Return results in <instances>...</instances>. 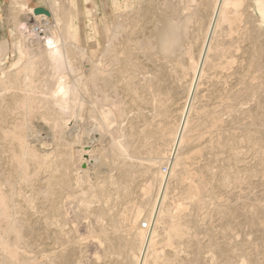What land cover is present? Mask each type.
Wrapping results in <instances>:
<instances>
[{"label": "bare ground", "instance_id": "obj_1", "mask_svg": "<svg viewBox=\"0 0 264 264\" xmlns=\"http://www.w3.org/2000/svg\"><path fill=\"white\" fill-rule=\"evenodd\" d=\"M47 1L49 15L36 14L27 0L14 1L23 58L7 75L0 71V91L10 90L0 93V264L27 263L33 255L17 248L28 250L35 240L43 245L50 233L61 244L49 253L37 250L47 253L46 264H78L76 231L70 237L60 217L62 199L79 192L87 210L91 198L102 204L93 208L90 230L103 246L98 264H199L205 257L211 264H264V0H162L158 7L150 0L129 7L124 0L102 51L110 71L92 63L77 41L62 37L70 1ZM114 5L120 8L118 0ZM42 19L53 22L43 36L25 32ZM5 45L0 42V53ZM137 50L150 67L136 59ZM236 62L239 69L229 72ZM64 71L72 75L67 106L51 91ZM233 74L236 83L225 87ZM119 81L130 98L109 99L105 91L118 95ZM248 100L253 102L245 107ZM115 115L127 126L114 128ZM84 118L93 119L89 130L97 139H81L88 132L87 120L78 128ZM91 161L93 169L85 170ZM101 167L111 172L104 175ZM140 174L146 178L135 210L116 214L104 207L113 195L109 188L124 201ZM143 219L149 228L141 227ZM201 220L210 225L205 245ZM180 242L193 247L189 262L173 246Z\"/></svg>", "mask_w": 264, "mask_h": 264}, {"label": "rangeland", "instance_id": "obj_2", "mask_svg": "<svg viewBox=\"0 0 264 264\" xmlns=\"http://www.w3.org/2000/svg\"><path fill=\"white\" fill-rule=\"evenodd\" d=\"M14 1H16V0H0V42H4L6 45H5V48H4V53L2 52V53H0V71H2V70H4V73L6 72V74L5 75H7L8 73H10V72H12L13 71V68L11 67V64L13 63V62H17L18 64H20L21 62H22V54H21V51H20V42H21V40H20V34H19V31H17L18 29V24H19V22L16 20L15 21V19H17V18H15L13 15V4H14ZM28 1V5H30V6H33V7H46L47 6V4H48V1L47 0H27ZM65 0H62L61 2H60V0H59V3L60 4H64V5H66L67 4V2H64ZM67 1V0H66ZM68 1H70V0H68ZM74 3H76V4H78V10L77 11H72L71 13H70V15H69V17H68V19H67V21L69 22V26L68 25H66L65 24V22H62V27L64 28V26H66L67 28H62L61 26V28L60 29H63V31H61V33L63 32V35H62V37L64 38V39H66V40H74V41H77L78 42V44L85 50V52H86V56L88 57V58H90V60H92L91 62L92 63H96L98 66L99 65H101L102 67H105V68H107V70L108 71H110V68H111V66H110V64L106 61L107 59H106V57H104V56H102V51H103V49H104V47H105V44H106V39H107V36L110 34V30L112 29V27H113V21H115L116 20V18L118 17L117 15H119V13H121V11H122V13L121 14H123V11H124V0H118V2H119V5H120V8H116L115 7V5H114V1L115 0H72ZM161 1L162 0H150L149 2L150 3H152L153 4V6L154 7H158L159 6V4L161 3ZM62 2H64V3H62ZM248 3H249V0L247 1ZM71 3V2H70ZM128 6L130 7V6H133V5H136V1L135 0H129L128 1ZM12 6V7H11ZM191 8H193V6H190ZM71 8V7H70ZM124 13H126V11L124 12ZM120 14V15H121ZM25 18H28V17H30V15L29 14H27V13H25L24 15H23ZM117 16V17H116ZM116 17V18H115ZM32 21V20H31ZM30 21V22H31ZM50 21V25H53V22H52V20H49ZM16 22V23H15ZM15 24H16V26H15ZM242 24H244L243 22H242ZM64 25V26H63ZM245 26H249V24H244ZM17 27V28H16ZM67 29V30H66ZM70 29V30H69ZM106 30V31H105ZM87 32V33H86ZM108 34H107V33ZM89 33V34H88ZM106 33V34H105ZM233 33H235V34H237L236 33V31H234ZM88 34V35H87ZM234 34V35H235ZM232 36H233V34H232ZM2 40V41H1ZM7 41V43H6V41ZM88 41V42H87ZM82 42V43H81ZM84 43V44H83ZM88 44V45H87ZM235 44H236V42H235ZM82 45H84V46H82ZM86 46V47H85ZM7 49V50H6ZM137 53V55L135 56L136 57V59L139 61V62H141L142 64L144 63V65H145V67H147L148 68V66L149 65H147L146 66V63H149V62H146L145 63V61H147L145 58H147V57H143L144 55H143V52L141 51V50H137L136 51ZM138 53L140 54V55H138ZM99 55H100V57H99ZM141 56V57H140ZM98 57H99V60H98ZM145 59H143V58ZM95 60H97V61H95ZM95 61V62H94ZM100 62V63H99ZM105 63V64H103V63ZM107 62V63H106ZM83 63H84V65H83ZM103 64V65H102ZM109 64V65H108ZM238 64V62H236L232 67H230V69L228 70L229 72L231 71V73H232V71L233 70H235V71H237L239 68H237L238 66H239V64ZM87 65V66H86ZM109 67H108V66ZM81 66H82V71L83 72H85L86 73V71H88L89 70V63H88V59H85V60H83L82 61V64H81ZM86 66V67H85ZM237 66V67H236ZM150 67V66H149ZM237 69V70H236ZM10 71V72H9ZM235 71H233V73H235ZM1 73V72H0ZM47 73V72H46ZM257 73L258 72H256L255 74L257 75ZM71 76L72 75H70V74H68V73H66L65 71L64 72H62L57 78H56V80L54 81V83H53V86H52V88H51V91H52V93H53V95L58 99V101L63 105V106H67L68 104H69V102H68V98L70 97V82H71ZM74 76V75H73ZM235 77V78H234ZM234 78V79H233ZM140 79V78H139ZM235 79H236V76L233 74V76L231 75L230 77H228V79H226V82H227V80H228V83H225L224 84V86L226 87V85H227V88L229 87V85H230V83L231 82H235ZM140 82L141 83H143V80L141 79L140 80ZM236 83V82H235ZM232 84V83H231ZM121 85H122V83H121V81H119L118 83H117V88H116V91L114 92V95H115V93L116 94H118V95H115V96H113V91H112V93H110L111 92V89H107L105 92L106 93H104V94H107L108 96H110V97H108L109 99H116L117 98V96H119V97H122L123 95H125L124 93H123V91H122V89H121ZM120 86V87H119ZM61 88H62V90H61ZM142 89V88H141ZM109 90V91H108ZM7 92L6 93H4L5 91H0V93L2 94V95H7L9 92H10V90H6ZM141 91V90H140ZM108 93H110V95L108 94ZM95 96V95H94ZM113 98H112V97ZM100 97V96H99ZM98 97V98H99ZM123 97H126L125 98V100L126 99H128V98H130V97H128L127 95H125V96H123ZM122 97V98H123ZM245 101H247V100H245ZM244 101V102H245ZM107 102V101H106ZM250 102V100H248V104H247V102H245L244 104H245V107H248L252 102H253V100H252V102L251 103H249ZM104 107V106H103ZM107 107V106H106ZM105 108V107H104ZM261 113V112H260ZM117 115H115V122H114V124H113V127L114 126H119V124H121V127H126L127 126V122H128V120L126 119L125 121L120 117V119L121 120H118L119 118H118V116L116 117ZM132 116H133V118H132ZM135 115L134 114H132V113H130V118H132V119H135V117H134ZM117 118V119H116ZM224 118H226L225 116H224ZM85 119V120H84ZM83 120H84V122H83V120H82V124L81 123H79L80 124V126H78V128L79 129H81V127H82V125L84 124V123H86L85 121L87 120V122H88V124L86 123V125H83L84 126V128H86V129H88V132H87V134H85V135H83V137L81 138L82 140H83V138L84 139H86L87 141H89L90 139H92V138H94L95 137V139H97L98 138V134L96 133V132H94V129H92V131L91 130H89V128L91 129V128H93V125L91 124L92 123V121H93V119L92 118H84ZM89 120H92V121H90L89 122ZM119 122V123H117V121ZM123 120V121H122ZM127 121V122H126ZM123 122V123H122ZM89 127H88V126ZM122 125H124V126H122ZM92 126V127H91ZM116 126V127H117ZM88 127V128H87ZM116 127H114V128H116ZM259 127L261 128V125L259 124ZM89 131H90V133H89ZM123 131V132H122ZM121 134H124L125 133V131L124 130H122L121 129ZM90 134V136H88L89 134ZM85 137H89L88 139L87 138H85ZM92 137V138H91ZM101 145H105V143H103V144H101ZM98 147V146H97ZM245 152H247L245 155H244V158H245V160L246 161H248V160H251V155H252V152L250 151V150H248V149H245L244 150ZM264 154V152H262L261 153V155H263ZM207 157H209L210 156V154L209 153H207V155H206ZM262 163L264 164V161H262ZM105 168V169H104ZM109 170H108V169ZM101 167L100 169L102 170H99L100 172H102V173H104V175H106V173H108L109 171L111 172V169H110V167ZM84 169L85 170H87V171H91L92 169H93V163H92V161L91 162H89L88 164H86V166L84 167ZM162 169H163V166H162ZM215 169V168H214ZM105 170H106V172H105ZM113 170V169H112ZM104 171V172H103ZM116 171V169L114 168V170H113V172L112 173H110V174H112V175H115L116 173H117V171ZM100 172H99V174H98V176H99V179H101L100 177H101V175L102 176H104L102 173L100 174ZM115 173V174H114ZM139 175V174H138ZM137 175V176H138ZM141 176H138V177H136V178H138L136 181H135V186H134V188H133V190H132V192H131V195L129 196L128 195V197L127 198H125L124 199V201H123V199L122 200H120V199H118V197L116 198V199H114V197H116L114 194H115V192H114V190H113V188H109V192L111 193V194H113V195H110L111 196V198H109V200H108V202H105V206L104 207H107L108 205V208L110 209V212L111 213H116V214H118V211H119V213L121 212V213H124L125 212V210H126V213L128 214V212L130 213V212H132L133 210H135L136 208H137V206H138V204H140V200L139 199H141V198H139V195L141 194V188L143 187V185L145 184V181H143V178L145 179L146 178V176L144 175V177H143V175L142 174H140ZM244 176V175H243ZM91 177V180H94L95 181V179H94V177H93V179H92V176H90ZM257 178H260V179H262L263 180V178L262 177H260V176H258ZM98 179V178H97ZM139 179H140V181H139ZM136 185H138L137 187H136ZM142 185V186H141ZM136 187V188H135ZM261 187H263V186H261ZM179 190V188H176V191H178ZM113 191V192H112ZM140 191V192H139ZM108 192V193H109ZM109 193V194H110ZM73 195H67L66 197H64L63 199H62V201H63V203L61 204V205H63V207H62V213H63V215H65L66 214V212H68L67 213V215H65V217L64 216H62V213H61V217H60V223L61 224H63L64 222L66 223L67 222V224H63L62 226H64V229L68 232L69 231V229L71 230V231H69L68 233H69V236L70 237H75V235H74V232L76 231V240L74 239V241H76V243H78L77 244V246L79 245V243H80V245L78 246V248H80V252H81V254H80V256H79V258L80 259H77L78 261H79V263L78 264H98V262L96 263V261L98 260V261H100L101 260V258H102V255H101V253H102V247L103 246H101L99 243V238H95L94 239V237H95V233H94V231H93V233L91 232L92 230H94L93 228H95V227H93V224H95L93 221H91V220H94L95 218V215L93 216V214H95L94 212H93V208H94V206L95 205H99V207L102 205L101 204V202H97V204H96V198L94 199V198H91V200L93 201V205L91 204H89L90 202H88L87 204L88 205H90V207L91 206H93V207H89V209L87 210V208L86 207H84V203H82V198L83 197H85L86 195H84L83 197L81 196V193L79 192V193H77V194H74V196L73 197H76L75 198V200L77 201H75L74 200V198L72 197ZM82 197V198H80V197ZM68 197H70L69 199H68ZM71 198H73V200L71 199ZM79 198V200H80V204L78 203V199ZM120 198V197H119ZM72 200V203L70 202L71 200ZM127 199V200H126ZM67 200V201H66ZM112 200V201H111ZM118 200V201H117ZM120 201H123V202H120ZM139 201V202H138ZM120 202V203H119ZM70 203V204H69ZM113 203V204H112ZM67 204V205H66ZM83 205V207L84 208H82V205L81 206H77V205ZM111 204V205H110ZM114 205H115V207H114ZM75 206V207H74ZM113 206V207H112ZM78 207V208H77ZM68 208H69V210H68ZM76 208V209H75ZM82 208V209H81ZM114 208V209H113ZM63 209L65 210L64 212H63ZM82 210V212H81V214L83 213V215L85 216V210L88 212V213H90L91 211H90V209L92 210V214L91 215H88V213H87V215L84 217L83 215H81V214H79V212ZM116 209V210H115ZM72 210V211H71ZM84 210V211H83ZM115 212H114V211ZM132 210V211H131ZM188 212L189 211H191V209L188 207ZM71 211V212H70ZM79 211V212H78ZM90 211V212H89ZM194 211V210H193ZM192 211V212H193ZM73 212H74V214H73ZM40 212H37L35 215L37 216L36 217V219L38 220V222H37V220H36V228H38V230L39 229H41V226H42V221H43V219H42V221L40 220L41 219V217H43L42 216V214L40 213ZM71 213V214H70ZM194 213V212H193ZM204 215V213H202V215H201V217ZM69 216V217H68ZM74 216L76 217L75 219H74ZM78 216V217H77ZM81 216V217H80ZM82 216H83V218H82ZM92 216V217H91ZM64 217V218H63ZM73 217V218H72ZM88 217V218H87ZM200 217V218H201ZM63 218V219H62ZM68 218H70V219H68ZM80 218V219H79ZM56 219H58V217L56 218ZM208 219H209V217H208ZM67 220V221H66ZM81 220V221H80ZM85 220V221H84ZM90 220V221H89ZM144 220V219H143ZM78 221V222H77ZM101 221H104V223L105 222H107L106 221V219H103V220H101ZM201 221H203V220H201ZM41 222V223H40ZM63 222V223H62ZM69 222H70V224H69ZM89 222H91V223H89ZM206 220L205 221H203V222H201L202 223V226H203V228L200 230V233H199V237L201 238V240H202V244L203 245H205L206 244V242H207V235H206V232H204L205 230H206V228H208L209 226H208V224H206ZM214 222V223H213ZM88 223H89V225H88ZM40 224V225H39ZM90 224H91V227H90ZM211 225H212V227H213V230H214V232L215 233H219V225H218V220L215 218V217H213L212 218V222L210 223ZM74 225V226H73ZM40 226V227H39ZM73 226V227H72ZM87 226L89 227V229H87ZM96 226V225H95ZM67 227H69V229L67 230L66 228ZM92 228V229H91ZM75 230V231H74ZM91 232H89V231ZM203 230V231H202ZM40 231V230H39ZM38 231V232H39ZM43 231V229H41V231L40 232H42ZM74 231V232H73ZM72 232H73V234H72ZM88 233V234H87ZM93 234H95V235H93ZM71 235H74V236H71ZM78 235H79V237H81V238H79L78 237ZM92 235V236H91ZM201 235V236H200ZM204 235V236H203ZM49 236H50V238H49ZM52 235H51V233H50V235H48V238H46L45 239V242H44V244L43 245H41L40 243H41V241L40 240H35V243L37 244V245H41V246H38L37 248H36V244L34 243V246H32L31 245V247L30 246H27L28 248V250H32V249H34V247L36 248V249H34L33 251H32V253H26V252H29L28 250H26L25 248H26V246H22L23 248H22V250H21V247H19V249L20 250H18V248H17V251L20 253V252H22V254H23V252L24 251H26L25 252V254L26 255H30V256H32V261L29 259L28 260V262L27 263H25V264H46V262L48 261H46L45 259H47L48 257L46 256L47 255V253H49L48 251H50L51 250V248L50 247H53V246H59V244H61V241L60 242H58L57 240H53V236L51 237ZM203 236V237H202ZM90 237H92V238H90ZM78 239V240H77ZM85 239V240H84ZM87 239V240H86ZM98 239V240H97ZM47 240H49V242L47 241ZM51 240H53V241H51ZM80 240V241H79ZM78 241V242H77ZM99 243H98V242ZM206 241V242H205ZM46 242L48 243V245L46 244ZM57 242V243H56ZM54 245H53V244ZM45 244H46V246H45ZM51 244V245H50ZM65 245V247L66 248H68V244L69 243H64ZM179 244H181L180 246H179ZM175 243L173 246H176V247H178L177 249L178 250H180V252H179V259H184L185 257H186V259H184V262L186 263V262H189L190 260L188 259V261H186L187 260V258L188 257H190V255H192L191 254V252L193 251V247H191V246H187V245H184L185 243H182V242H180V243ZM50 245V246H49ZM47 246H49V247H47ZM184 246H186V247H188L187 249H188V251H187V249L184 247ZM47 247V248H46ZM184 248L183 250L182 249H179V248ZM262 249H264V246H260ZM31 248V249H30ZM43 248H45V249H42ZM50 248V249H49ZM85 248V249H84ZM190 248H192L191 249V252L189 251L190 250ZM41 250V251H46L47 249H49L48 251H46L47 253L46 254H44V252H40V254H42L41 256H40V254H39V256H38V251L37 250ZM82 249H84L83 251H81ZM204 249H205V247H204ZM209 250H211V248H208ZM181 250H182V252H181ZM37 251V252H36ZM187 251V252H186ZM85 252H87L86 254H85ZM96 252V253H95ZM184 252V253H183ZM37 253V255L35 256V254ZM164 253H166V251L164 252ZM187 253H189V256H188V254ZM264 253V252H263ZM21 254V253H20ZM103 254V253H102ZM182 254H185V255H182ZM188 257H187V256ZM205 255H207V254H205ZM29 256V257H30ZM35 256V258H33ZM44 256V257H43ZM84 256V257H83ZM182 256V257H181ZM38 257V258H37ZM44 259H43V258ZM46 257V258H45ZM101 257V258H100ZM181 257V258H180ZM216 258H217V256H215ZM41 258V259H40ZM96 258H98L97 260H96ZM99 258H100V260H99ZM204 258V257H203ZM37 259H39L40 261L39 262H35V260H37ZM43 259V260H42ZM94 259H95V261H94ZM181 259V260H182ZM191 259V258H190ZM202 259V258H201ZM200 259V260H201ZM204 261H205V263H203V264H211V263H209V262H211L210 260H209V258L208 257H205L204 259H203ZM209 260V261H208ZM30 261V262H29ZM82 261V262H81ZM183 261V260H182ZM208 261V262H207ZM262 261H264L263 260V258H262ZM33 262V263H32ZM94 262V263H93ZM116 263H118L117 261H116ZM201 263V261L199 262V264H202ZM221 263H224L223 261L221 262ZM8 264V263H7ZM10 264H12V263H10ZM48 264V263H47ZM119 264H121V259H119Z\"/></svg>", "mask_w": 264, "mask_h": 264}, {"label": "built area", "instance_id": "obj_3", "mask_svg": "<svg viewBox=\"0 0 264 264\" xmlns=\"http://www.w3.org/2000/svg\"><path fill=\"white\" fill-rule=\"evenodd\" d=\"M49 25H50V21H45L44 19H42L40 21H35L34 23H32L26 27L25 32L31 36H34V35L43 36L45 34V32L47 31V27ZM141 227L144 229L149 228L150 222L144 220L141 223Z\"/></svg>", "mask_w": 264, "mask_h": 264}, {"label": "crops", "instance_id": "obj_4", "mask_svg": "<svg viewBox=\"0 0 264 264\" xmlns=\"http://www.w3.org/2000/svg\"><path fill=\"white\" fill-rule=\"evenodd\" d=\"M70 2H71V8H70V13L73 11H77L78 10V4H76V3H74L72 0H70ZM30 6V5H29ZM33 7V6H32ZM116 7V6H115ZM33 8H35V7H33ZM43 8H45V9H47L48 10V4H47V6L46 7H43ZM117 8V7H116ZM70 15V14H69ZM21 18H23L22 16H21Z\"/></svg>", "mask_w": 264, "mask_h": 264}, {"label": "water", "instance_id": "obj_5", "mask_svg": "<svg viewBox=\"0 0 264 264\" xmlns=\"http://www.w3.org/2000/svg\"><path fill=\"white\" fill-rule=\"evenodd\" d=\"M34 12L36 14H46V15H49V12L46 9L42 8V7H35L34 8Z\"/></svg>", "mask_w": 264, "mask_h": 264}]
</instances>
